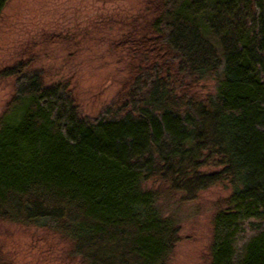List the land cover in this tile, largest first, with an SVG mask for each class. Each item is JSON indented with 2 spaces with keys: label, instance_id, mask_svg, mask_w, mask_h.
I'll list each match as a JSON object with an SVG mask.
<instances>
[{
  "label": "trees",
  "instance_id": "16d2710c",
  "mask_svg": "<svg viewBox=\"0 0 264 264\" xmlns=\"http://www.w3.org/2000/svg\"><path fill=\"white\" fill-rule=\"evenodd\" d=\"M115 46L128 74L95 117L29 60L0 71V222L77 264H168L184 208L220 186L203 264H264V0H148Z\"/></svg>",
  "mask_w": 264,
  "mask_h": 264
},
{
  "label": "rangeland",
  "instance_id": "374dc122",
  "mask_svg": "<svg viewBox=\"0 0 264 264\" xmlns=\"http://www.w3.org/2000/svg\"><path fill=\"white\" fill-rule=\"evenodd\" d=\"M148 0H10L0 17V71L31 62L47 83L69 80L82 116L95 117L116 98L128 55L116 48ZM210 88L206 82L202 92ZM15 91L0 76V116ZM227 195L206 189L181 213V241L168 264H203L211 240L214 202ZM0 250L11 264H77L58 235L0 222Z\"/></svg>",
  "mask_w": 264,
  "mask_h": 264
}]
</instances>
